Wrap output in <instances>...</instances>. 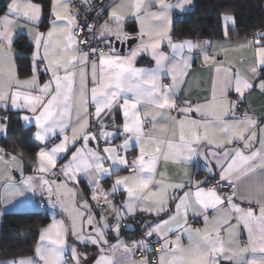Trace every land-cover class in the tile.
<instances>
[{
    "label": "snow or ice",
    "instance_id": "snow-or-ice-1",
    "mask_svg": "<svg viewBox=\"0 0 264 264\" xmlns=\"http://www.w3.org/2000/svg\"><path fill=\"white\" fill-rule=\"evenodd\" d=\"M191 3L109 0L97 5L81 0L85 17L96 13L81 24L77 19L81 13L72 10L73 0H51L46 32L39 30L41 4L33 0L7 4L0 15V112L4 113L0 134H6L7 113L14 110L25 124L34 123L33 136L40 146L31 175H25L20 156L0 148V205L31 192L58 208L64 218L53 216L51 224L40 230L33 256L0 264H69V260L87 264V253L77 244L98 248L95 264H264V126L248 111L236 115L246 93L258 89L264 94V30L235 46L174 42L171 10L183 11ZM105 11L107 18L100 23ZM222 19L227 40L235 18L225 14ZM130 20L139 25L135 37L125 31ZM21 30L34 46L32 74L25 79L16 71L13 49ZM132 39L138 42L122 55L117 42ZM164 41L170 53L163 51ZM229 48L251 56L242 58L239 67H224L216 57ZM197 51L217 73L211 98L195 104L185 100L181 106L178 93ZM145 54L154 67L137 66V58ZM41 73L48 75L43 83ZM165 78L171 82L165 83ZM229 91L237 94L236 101H229ZM118 111L122 125L115 123ZM192 113L199 118H191ZM119 137L122 142L114 144ZM129 151L138 154L130 159ZM161 159L181 166V178L174 180L166 170L159 171ZM199 160L204 162V180L189 175L188 169ZM121 169L129 175H116ZM217 170L219 180L209 184ZM113 176L111 188L102 187L101 182ZM81 177L91 191L89 198L76 187ZM224 187L230 191L223 193ZM121 192L125 198L117 205ZM105 209L110 210L111 221ZM209 210L214 213L211 220ZM137 212L168 218L145 221V238L129 243L119 238L120 231ZM190 213L203 217V229L189 223ZM241 226L246 241L240 239ZM110 233L117 237L116 243L109 242ZM69 235L76 243L69 244ZM154 235L160 242L158 259L134 260L137 249L153 250L149 238Z\"/></svg>",
    "mask_w": 264,
    "mask_h": 264
},
{
    "label": "crops",
    "instance_id": "crops-1",
    "mask_svg": "<svg viewBox=\"0 0 264 264\" xmlns=\"http://www.w3.org/2000/svg\"><path fill=\"white\" fill-rule=\"evenodd\" d=\"M81 1V0H80ZM10 2V0H0V15H3L4 12L7 10V4ZM33 2L35 3H39L41 4V6L43 7L42 3L38 0H33ZM119 0H116V3H118ZM171 2L175 3V0H171ZM109 3V0H107L106 4ZM194 4H195V0H192V3L188 6H186L184 8L183 11H181L180 9L177 8H173L171 10V31H170V35L173 39L174 42H183L186 40H190V41H199V42H204V41H209L211 45L213 46H218V45H232L235 46L240 42L252 39L253 34H248V35H242V36H235L234 34H232L230 32V29H232L234 26L233 25H229V38L226 40L224 38H212V39H208V38H204V37H198L195 35H189V36H185L182 37L178 34V32L175 31L174 29V22L175 20H179V19H183L184 16H186L187 13L193 11L194 8ZM48 19L47 22H45L44 24V7H43V14L41 17V23H40V28L39 30L41 32H46L47 29L49 28L50 25V9H51V0H48ZM153 10H156V8L154 7ZM225 14L222 15V18ZM230 15V14H229ZM232 16V15H231ZM107 18V12L106 15L104 17V19ZM104 19L101 21V23L104 22ZM222 26H223V19H222ZM130 28H134V32L131 33ZM264 30V29H263ZM125 31L131 33L132 36H137L138 32H139V25L130 20L129 22L126 23L125 25ZM261 31V30H259ZM258 32V31H256ZM255 32V33H256ZM18 39L21 40H26V42L28 43V45L31 48V51L27 52L24 50H20L17 46H16V42ZM138 41L136 40V42L131 46L134 47L136 45ZM130 48V49H131ZM13 49L14 52L16 53V57H15V64H16V71L19 75L20 79H25L31 76L32 74V53L34 51V46L31 42L30 37L23 31L21 30L20 32H18L17 34V38L16 41L13 45ZM127 49L125 50V52H121L119 51L122 55H127L129 53V50ZM162 49L163 51H165L166 53H170L171 49L168 47L167 41H164L162 43ZM207 50L211 53L212 52V47H208ZM251 53L248 51H245L243 49L237 50L235 48H229L227 53H221L220 55H218L216 57L217 61H223V66L224 67H229L230 64H235L237 67H239V61L244 58V57H249L250 58ZM18 57H27L29 58V62H30V72L27 74H20L19 72V60ZM136 64L138 67H154V61L150 58L149 55L145 54L142 55L140 57L137 58ZM235 70V68L233 69ZM217 73L215 72L214 67H212V65H205L202 61V56L198 53V51L196 53H194V58L192 61V67L188 70V76L186 77V82L181 86V89L178 93V98H177V103L179 105H183L185 100H192L193 103H203L205 101V98H211V93L213 90V81L216 78ZM264 78V77H262ZM48 79V75L41 73V83L45 82ZM165 83H170V78H165L164 79ZM228 99L229 101H236L237 100V94L234 91H229L228 92ZM246 107L247 110L249 112V114H254L257 118H258V122L260 125L264 126V94H262L258 89H254L252 90L250 93H246L245 97L243 98V100L241 101ZM3 112H0V114H2ZM11 113H15L16 112L14 110H9V112L7 114H11ZM116 121L115 123L117 125H122L123 123V117L121 112H116ZM172 115H178V113L176 111L172 112ZM191 118H196L198 119L199 117L197 116L196 113H192L190 114ZM21 125L24 128H31V137L29 139V142L31 144H33L34 146H36V153L38 152L39 149V142L35 140L33 133L35 132V126L34 123L32 124H25L22 120H20ZM148 127H151V125H149ZM111 130V129H110ZM258 134H259V129H257ZM4 134H0V148H2L4 150L5 153H9V154H13V155H18L20 156V158L23 161V168H24V172L25 175H31L33 174V166L37 164V156L35 154L33 159H28V157H24V155L17 151H11L8 150L6 148H4L1 144V138ZM122 142V137H119L117 139H115L113 141L114 144H120ZM138 154V151H129L128 156L131 159L132 157L136 156ZM65 160L63 158L60 159L59 163L62 164L64 163ZM158 169L159 171H167V174L169 176H171L174 180H178L181 178V173H182V168L181 166L168 162L167 164H165V162L163 161V159H161V161L159 162L158 165ZM189 171V175L193 176L194 179L196 180H204L206 177V171L204 168V162L203 160H199L195 165H193L192 167H190L188 169ZM13 175L16 177L17 180L20 179V174L19 172H13ZM116 175H120V176H125V175H129L128 171H125V169H121L118 173H116ZM215 177L219 178V174H218V170L217 173L215 175ZM212 177H209L208 180H210ZM115 179V176L113 177H106L101 183H102V187H104L105 189H110L111 188V184L113 182V180ZM157 179H159V176H157ZM71 186V185H70ZM79 190L80 193L85 196V198H89L91 196V191L89 189V187L87 186L85 180L83 179V177H81L80 179V183L76 186ZM182 194V193H181ZM125 198L123 192L118 193L115 203L117 205L120 204V202ZM40 200L44 201V208L41 209L40 207ZM90 203H92L91 201H89ZM170 205H173L174 202L170 201L169 202ZM236 203L241 204L242 207H248V205L246 203H241V201L236 200ZM57 210H59L57 208ZM56 209H53L50 205H48L46 203L45 199H42L40 197L39 194H33L31 192L26 193L25 196L23 197H19L16 200H14L11 204H8L7 206L4 205H0V233H1V228H2V223H3V219L4 216L8 213H16V212H43L46 213L47 215H50V219L49 221L41 228H45L48 225L51 224L52 222V218L53 216H56L57 219H62L64 218L63 216H61L58 211ZM99 209H96V212L99 214ZM106 214L110 213L109 209H105L104 210ZM258 214V213H257ZM209 219L211 220L212 216L214 215V213L209 210ZM167 215H161L160 217L154 216V215H149V217L147 218L146 221H152V222H157L160 219H167ZM198 220L197 225L192 226L194 228H201L203 229L205 227L204 224V220L202 216H192L191 213L189 214V223L190 220ZM234 222V221H233ZM40 229V230H41ZM133 231V226L128 224L127 226H125L124 228H121L120 231V239H123L125 241H127V237L129 235L132 234ZM240 239L242 241H246L247 240V233L246 231L243 229V227H240ZM40 233V232H39ZM39 237V234H38ZM109 242L110 243H116L117 237L110 233L108 236ZM38 240V238H37ZM185 245H187V238L184 237L183 241H182ZM37 243V241H36ZM93 252V250L91 251V253ZM34 252L28 255H24V256H19V257H25V256H33ZM69 255L68 253H66V256ZM89 256V254H88ZM159 256V253H158ZM19 257H12V258H3L0 259V261H7L13 258H19ZM99 258V250L97 248V256L95 258V260L93 261V264H95V261ZM136 261H139L141 259H135ZM149 260V259H148ZM150 261V260H149ZM69 264H71V261L69 260ZM221 264H228V262L226 261H221Z\"/></svg>",
    "mask_w": 264,
    "mask_h": 264
},
{
    "label": "trees",
    "instance_id": "trees-1",
    "mask_svg": "<svg viewBox=\"0 0 264 264\" xmlns=\"http://www.w3.org/2000/svg\"><path fill=\"white\" fill-rule=\"evenodd\" d=\"M38 1L44 7L45 24L48 19V0ZM223 14L235 18V25L230 32L237 37L264 29V0H195L193 11L183 19L175 20L174 29L182 37L195 35L208 39L223 38ZM16 46L20 50L31 51L24 39H18ZM18 60L20 74L29 73V58L18 57ZM8 116V129L1 138L2 146L33 159L37 148L29 142L31 128H24L15 113ZM48 221V215L40 211L6 214L0 233V259L33 253L40 229Z\"/></svg>",
    "mask_w": 264,
    "mask_h": 264
},
{
    "label": "built area",
    "instance_id": "built-area-1",
    "mask_svg": "<svg viewBox=\"0 0 264 264\" xmlns=\"http://www.w3.org/2000/svg\"><path fill=\"white\" fill-rule=\"evenodd\" d=\"M94 2L97 5L106 4L107 0H94ZM73 5H74V7L72 8V10L81 13V15L78 16V18H77L79 23L83 24L84 20L86 18L89 19V20H92V19L95 18V16H96L95 12H89L87 14V17H85V15H83L85 9H84V6L81 5V1L80 0H73ZM106 12L107 11H105V13H104V17L106 15ZM103 19L100 20V23H101V21ZM245 111H248L247 107L242 102H240L239 105H238L237 111H236V115L237 116H242ZM2 115H4V113L0 114V116H2ZM101 146H103V144H101ZM125 171H128V170L125 169ZM215 180H219V178H217V177L211 178L210 180H208V183L209 184H214ZM221 191L223 193H228L230 191V189L228 187H224L223 189H221ZM44 204H45L44 201L40 200L41 209L44 208V206H45ZM106 215L109 216V219L112 218L110 213L106 214ZM148 217H149V215H145L143 213L137 212L134 217H129L127 220H125L123 222L124 225H126V226L128 224L133 226L132 234L127 237V242L130 243L131 241H139V240L145 238L144 237V231H145L144 223H145V221L147 220ZM197 223H198V220H196V219L190 220V224H192L193 226L197 225ZM149 239H150V247L153 250L142 253L140 249H137L136 253L133 256V258L139 260V259H142L143 257H147L150 260V262L153 261V260H157L158 259V253L159 252L156 251V250L159 249L160 242L158 241V238L155 235L153 237L149 238Z\"/></svg>",
    "mask_w": 264,
    "mask_h": 264
},
{
    "label": "water",
    "instance_id": "water-1",
    "mask_svg": "<svg viewBox=\"0 0 264 264\" xmlns=\"http://www.w3.org/2000/svg\"><path fill=\"white\" fill-rule=\"evenodd\" d=\"M130 31H131V33H133L135 30H134V28H130ZM135 42H136L135 39L129 40V41H127V43H123V44L117 42V45H116L117 50H119L121 52H125V50L130 49L131 46ZM109 220L111 221L112 218ZM96 256H97V247H94L93 252L88 256L87 264H93V261L95 260Z\"/></svg>",
    "mask_w": 264,
    "mask_h": 264
},
{
    "label": "rangeland",
    "instance_id": "rangeland-1",
    "mask_svg": "<svg viewBox=\"0 0 264 264\" xmlns=\"http://www.w3.org/2000/svg\"><path fill=\"white\" fill-rule=\"evenodd\" d=\"M85 197V196H84ZM57 210V209H56ZM58 213H59V210H57ZM49 219H50V215H48ZM97 218H99V214L97 213ZM68 242L69 244H73V243H76L74 237H72L71 235L68 236ZM77 247L78 249L81 251V252H86L87 253V256L88 254L90 255L91 254V251L94 249V247L96 246H93V245H89L87 247L83 246V245H79L77 244Z\"/></svg>",
    "mask_w": 264,
    "mask_h": 264
}]
</instances>
